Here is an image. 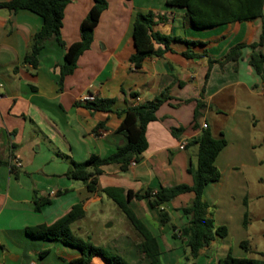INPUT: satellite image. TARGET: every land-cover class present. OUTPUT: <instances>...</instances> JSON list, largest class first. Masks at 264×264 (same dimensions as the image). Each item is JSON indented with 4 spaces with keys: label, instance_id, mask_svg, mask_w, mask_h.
<instances>
[{
    "label": "crops",
    "instance_id": "0c3cea01",
    "mask_svg": "<svg viewBox=\"0 0 264 264\" xmlns=\"http://www.w3.org/2000/svg\"><path fill=\"white\" fill-rule=\"evenodd\" d=\"M106 2L90 47L63 79L65 51L55 37L40 50L36 67L23 61L32 35L42 26L41 17L28 10L0 8V264H69L80 255L77 248L31 238L25 229L51 225L76 204L86 214L107 197L102 189L142 194L147 189L191 185L188 169L196 164L197 146L190 142L203 129L226 141L215 159L220 178L203 190L214 225L224 226L226 235L194 261L181 234L188 222L182 209L190 206L192 193L161 206L169 216L166 223L148 199L132 198L129 205L156 237L163 264H216L228 253L264 259L258 250L264 230L254 226L264 221V178L257 174L264 167V150L257 151L264 145V83L249 64L251 49L243 48L235 63H213L205 80L208 59H221L236 44L258 42L264 3L262 18L195 29L186 10L168 6L166 0ZM93 4L94 0H70L65 7L60 37L66 45L80 40V24ZM148 11L154 15V31L180 40L172 42L163 56L146 58L135 68L129 61L134 54L132 22L136 13ZM184 40L197 41L189 49L201 56L183 57L188 49ZM256 50L264 54V45ZM164 90L170 99L147 125L148 147L137 163L126 171L117 165L103 167L94 193L65 176L72 161L107 157L126 145V138L115 132L119 112ZM88 95L113 103L109 110H92L82 101ZM172 129L182 132L174 135ZM40 199L48 202L35 210ZM138 241V236L117 239L114 244L122 249L114 252L129 264H149L138 257ZM90 264L108 263L95 256Z\"/></svg>",
    "mask_w": 264,
    "mask_h": 264
},
{
    "label": "trees",
    "instance_id": "16d2710c",
    "mask_svg": "<svg viewBox=\"0 0 264 264\" xmlns=\"http://www.w3.org/2000/svg\"><path fill=\"white\" fill-rule=\"evenodd\" d=\"M70 0H9L0 3V8L9 11L28 10L42 19L41 28L32 35L28 52L24 56V63L36 67L37 56L45 43L55 37L58 45L64 49L63 64L60 69V78L73 73L76 68L78 57L87 50L93 38V30L99 22L101 13L107 9L106 0H94L93 6L87 12L80 24V40L66 45L60 37L64 9ZM264 0H166V5L184 8L186 19L195 29L209 28L221 24L252 21L262 18ZM154 15L151 11L147 13H136L132 22L131 35L134 46V54L129 61L135 68H139L146 58L161 57L170 51L172 42L180 39L154 31ZM188 49L182 53L185 58L199 57L190 51L189 46L198 44L197 41H183ZM264 45V20H262L261 34L258 42L245 44L239 43L231 47L219 60L208 59V70L205 80L208 78L209 67L213 63L223 65L227 62H237L242 49L249 47V64L264 83V54L257 51L258 47ZM203 93V90L201 94ZM135 96V94H131ZM168 99V91H162L158 96L142 104L128 107L119 112V126L116 133L126 138V145L117 148L114 153L107 157L91 155L83 161H72L65 176L71 180L81 181L85 184L88 193L97 192V178L102 168L109 165H117L122 171H126L131 162L137 163L146 151L148 143L146 140L147 125L156 118V111ZM87 108L92 110L106 111L113 103L112 99H95L85 101ZM172 134L181 133V129H172ZM190 144L197 146V160L194 166L188 169L191 176V185L180 184L168 188H160L157 191L147 189L144 193H133L121 188H105L100 190L110 199L123 213L127 221L136 232L139 241L136 251L149 264H163L161 251L156 237L148 230L143 222L138 219L129 205L132 198L135 200L148 199L151 208L159 210L162 223L169 221V216L161 206L174 200L177 196L192 193L193 199L190 206L184 207L182 213L188 216L187 225L181 229V234L186 237L188 257L196 260L203 250H209L216 238L226 235L224 226H215L209 207L203 199L204 187L212 182L218 181L220 172L215 166L218 153L226 146L224 138H214L208 129H203L199 136ZM3 162L0 161V166ZM12 169V168H11ZM47 200H36L35 210L47 203ZM85 216L81 204H76L72 209L51 225H39L27 227L26 235L40 240H56L62 244L75 247L80 255L69 261V264H90L92 258L99 256L108 264H129L120 254L107 251L93 245L89 240L77 236L72 231V225ZM243 246V245H242ZM216 264H264L261 258H236L228 253L218 259Z\"/></svg>",
    "mask_w": 264,
    "mask_h": 264
},
{
    "label": "rangeland",
    "instance_id": "374dc122",
    "mask_svg": "<svg viewBox=\"0 0 264 264\" xmlns=\"http://www.w3.org/2000/svg\"><path fill=\"white\" fill-rule=\"evenodd\" d=\"M263 150L264 145L257 148L259 152ZM257 174L264 178V167L258 169ZM254 226L259 230H264V221H259ZM72 231L77 236L89 240L93 245L111 252L122 249L114 244L115 240L120 238L135 240L137 237L123 213L105 196L101 203L87 211L82 220L73 224ZM258 250L264 257V238H258ZM247 256L258 257L250 254ZM138 257L140 258L141 255Z\"/></svg>",
    "mask_w": 264,
    "mask_h": 264
},
{
    "label": "built area",
    "instance_id": "2783aa9c",
    "mask_svg": "<svg viewBox=\"0 0 264 264\" xmlns=\"http://www.w3.org/2000/svg\"><path fill=\"white\" fill-rule=\"evenodd\" d=\"M0 98H1V94H0ZM94 100V97L92 95H88V96H85L82 98V101H93ZM202 128H206V125L203 124L202 125ZM183 144L180 145V148L182 149L183 148ZM14 164L16 167H19L20 166V163L17 161V160H14ZM135 163L134 162H131L130 165H134Z\"/></svg>",
    "mask_w": 264,
    "mask_h": 264
}]
</instances>
